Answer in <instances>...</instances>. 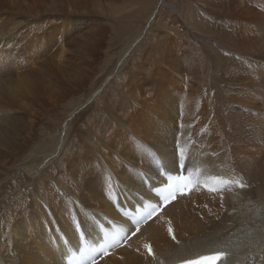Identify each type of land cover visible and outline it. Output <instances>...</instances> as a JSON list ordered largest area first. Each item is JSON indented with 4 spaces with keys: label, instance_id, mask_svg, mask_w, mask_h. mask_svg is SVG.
Instances as JSON below:
<instances>
[{
    "label": "bare ground",
    "instance_id": "6f19581e",
    "mask_svg": "<svg viewBox=\"0 0 264 264\" xmlns=\"http://www.w3.org/2000/svg\"><path fill=\"white\" fill-rule=\"evenodd\" d=\"M115 196L140 219L106 242ZM75 218L95 264H264V0H0V264H90Z\"/></svg>",
    "mask_w": 264,
    "mask_h": 264
},
{
    "label": "rangeland",
    "instance_id": "374dc122",
    "mask_svg": "<svg viewBox=\"0 0 264 264\" xmlns=\"http://www.w3.org/2000/svg\"><path fill=\"white\" fill-rule=\"evenodd\" d=\"M121 25L122 24H119V26L116 27V30H119L121 28L122 29L121 31H123L126 29L125 27H121ZM128 35L121 36L122 39L118 45H116V46L111 45L109 48H106L105 50H103L102 53L96 55V62L93 65L98 66L99 69L101 70V73L98 77H101L102 75H105L106 73H108L110 66L118 65L119 53L123 49L124 41L127 39ZM132 64L133 63L131 62V64H129V65H132ZM112 77H113V75L111 76V78ZM89 92H90V90H89Z\"/></svg>",
    "mask_w": 264,
    "mask_h": 264
},
{
    "label": "snow or ice",
    "instance_id": "6c2138e0",
    "mask_svg": "<svg viewBox=\"0 0 264 264\" xmlns=\"http://www.w3.org/2000/svg\"><path fill=\"white\" fill-rule=\"evenodd\" d=\"M239 186H240V187H244L243 184H240ZM214 190H215V189H214ZM137 231H139L138 228H137ZM169 231L171 232V229H170ZM133 235H135V233H133ZM146 247H148V248H149V252H151L150 246L146 245ZM224 256H225L224 253H219V254H217V257H216V258H217V259H223Z\"/></svg>",
    "mask_w": 264,
    "mask_h": 264
}]
</instances>
